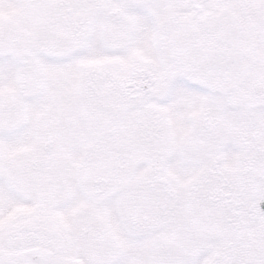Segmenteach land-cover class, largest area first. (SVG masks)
<instances>
[{
	"label": "snow or ice",
	"instance_id": "1",
	"mask_svg": "<svg viewBox=\"0 0 264 264\" xmlns=\"http://www.w3.org/2000/svg\"><path fill=\"white\" fill-rule=\"evenodd\" d=\"M0 264H264V0H0Z\"/></svg>",
	"mask_w": 264,
	"mask_h": 264
}]
</instances>
